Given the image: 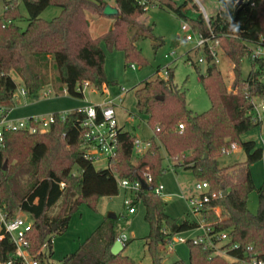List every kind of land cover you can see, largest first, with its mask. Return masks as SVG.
<instances>
[{"label":"trees","instance_id":"1","mask_svg":"<svg viewBox=\"0 0 264 264\" xmlns=\"http://www.w3.org/2000/svg\"><path fill=\"white\" fill-rule=\"evenodd\" d=\"M17 1L26 10V27L15 22L21 19ZM176 5L174 0H114L118 16L110 17L112 25L102 35L93 38L89 33L86 13L103 16L105 0H8L4 2L0 18V104L11 102L17 84L21 82L26 96L36 97L47 85H58L67 95L82 98L75 91L77 85L89 83L100 90L110 86L105 78V54L120 51L125 62L144 65L136 41H155L153 26L138 21L150 7L172 13L185 22L195 33L211 37L232 65V91L227 92L222 76L215 65H208L198 80L210 108L202 114H193L186 105L184 92L172 84V73L166 69V78L145 82L135 91L136 108L147 117L152 130L151 146L132 163V143L129 132L119 130L116 150L109 167L95 169L84 155L85 130L81 124L84 113H68L62 120L60 114L52 115L49 131L31 134L27 131H5L0 145V211L6 219L14 218L20 210L31 217L28 234L30 253L40 264H50L48 257L37 255L45 239L52 234H62L67 229L71 215L81 204L95 210L101 198L118 195L117 180L142 181L144 174L151 177L150 190L140 189L132 197L133 204L144 208V221L149 233L144 238L151 264H161L158 246L164 245L174 235L193 231L199 227L195 220L173 219L166 212V204L154 189L166 172L164 158L173 160L172 168L189 170L196 181L208 184L210 192H226L210 202L201 211V218L215 233L228 232L230 242L240 254L250 245L253 251H264V184L257 190L258 209L251 214L247 198L255 190L250 167L264 158V149L254 141H241V136L260 126L250 112L254 100L264 102V63L249 60L250 49L264 33V0H218L220 10L206 21L202 15L188 19L182 8L185 1ZM191 1V0H189ZM192 2V1H191ZM49 6L60 9L50 21L40 18ZM108 18V17H107ZM160 44H155L154 49ZM188 57V55H187ZM247 59L250 70L241 74L242 61ZM54 79H48V68ZM160 72H156V76ZM162 98V100H159ZM182 130L174 131L178 124ZM158 128V131L155 130ZM235 144L245 154V161L219 167L217 159L224 148ZM7 168L3 170V163ZM77 170V175L73 173ZM64 187L61 188L60 185ZM63 199L64 207L54 218L48 212ZM219 208L217 217L213 209ZM118 218L105 217L95 231L66 255L59 264H135L123 251L116 256L110 253L118 238ZM55 227V232H53ZM188 264H225L213 251L187 240ZM13 246L4 239L0 242V262L11 259ZM13 264H16L13 263ZM171 264H185L176 260Z\"/></svg>","mask_w":264,"mask_h":264},{"label":"rangeland","instance_id":"2","mask_svg":"<svg viewBox=\"0 0 264 264\" xmlns=\"http://www.w3.org/2000/svg\"><path fill=\"white\" fill-rule=\"evenodd\" d=\"M0 0V18L4 11V2ZM192 1V2H191ZM187 0L182 12L188 19L196 20L199 15L206 20L214 17L220 10L218 0ZM108 5L114 0H105ZM176 5L182 4V0H174ZM18 11L21 19L15 24L24 29L26 27V10L21 1H17ZM59 8L54 6L47 7L40 15L45 21H50L58 16ZM86 19L89 22V33L91 37L96 38L106 32L113 20L107 17H98L86 13ZM140 23L145 22L153 26V35L155 41L149 39H140L135 45L139 49L144 65L137 63L127 64L124 55L120 51H108L103 44L101 48L105 54L104 73L106 80L111 83L107 94H101V91H91V87H84L83 97L74 98L66 93L63 89L51 84L45 86L36 97L21 96L22 85L18 77L13 74L12 78L17 84L15 97L9 102L7 109L10 112L6 116L8 122H21L29 118H39L48 120L54 113L68 114L76 110L83 109L87 106H101L107 100L116 101L114 107L115 119L118 127L123 131L129 132L134 138L140 141H148L152 138V130L148 125L147 117L140 114L136 108L135 91L143 88L144 83L155 78L165 79L163 72L168 69L172 73L173 86L185 94L187 108L193 114H202L210 108V102L198 80V72L195 67L187 62V55L191 60H195L197 53L193 50V42H185L184 34L181 32L183 21L178 20L172 13L160 10L153 6L138 19ZM191 30V29H190ZM193 31L191 30L190 33ZM195 33V32H194ZM155 44H160L154 49ZM133 66V68L131 67ZM199 74H203L205 67H198ZM222 79L226 85L227 92H231L233 75L232 65L226 56H222L220 64L217 66ZM250 70V64L247 59L242 61L241 74L246 77ZM160 73L156 76V72ZM48 79H54V72L48 68ZM264 83V75L260 77ZM59 87V88H58ZM122 97L121 103L117 99ZM106 98V99H105ZM254 104L260 108L262 101L255 99ZM181 124V123H180ZM179 125V124H178ZM178 125L174 131L179 130ZM156 128V127H155ZM241 141L251 140L258 147L264 149V121L261 125L242 136ZM141 155L133 154L131 161L136 163ZM245 161V154L240 152H230L221 154L217 159L219 167L230 166L235 163ZM173 160L164 158L163 165L167 172L159 178L158 183L164 188V197L161 198L166 204L165 212L173 219H188L201 221V215L192 214L187 203V198L193 192V186L198 182L194 179L189 170L181 168L174 170ZM7 168V161L3 167ZM105 162L93 164L95 169H103ZM77 175V170L73 169ZM250 173L255 186L247 198V209L251 214H256L258 209L257 190L264 184V158L254 163L250 167ZM170 197H165V195ZM128 197L122 189L118 188V195L111 198H101L96 205L95 210L90 209L86 204H81L77 211L71 215L67 229L62 234H52L45 239V243L51 240V249L46 251L48 262L50 264H59L62 258L77 250L80 244L84 242L100 225L108 213L112 212L118 218L117 223V240H122V244H127L123 255L129 257L135 264H151L144 238L149 233V227L144 221V208L141 204L136 206L134 215H128L126 208L123 206V200ZM64 207V201L61 199L55 207L47 214L49 218H54L61 213ZM18 212V211H17ZM16 212V214H17ZM220 213V210H219ZM15 214V215H16ZM22 216L27 220L31 217L25 213ZM200 234V231H187L174 235L173 240L189 239ZM168 247H171L169 249ZM157 255L163 264H171L176 260H182L188 264V248L185 243H166L159 245Z\"/></svg>","mask_w":264,"mask_h":264},{"label":"built area","instance_id":"3","mask_svg":"<svg viewBox=\"0 0 264 264\" xmlns=\"http://www.w3.org/2000/svg\"><path fill=\"white\" fill-rule=\"evenodd\" d=\"M190 31L191 30L188 25L183 23L181 26V32L184 34L183 39L185 42H193V50L197 53L195 60H191L190 57H187V62L190 63V65L197 67L204 66L206 68L208 65H215L217 67L224 55L218 41L211 37H205L199 33H190ZM249 60L255 63H264V33H262L259 37L258 42L251 47ZM131 67L133 68V66ZM163 74L166 77V70ZM84 87H91V91L98 90L87 82L77 85L75 91L80 93L82 97ZM99 91H101V94H107L108 96V88L106 85H103ZM64 93L66 92L64 91ZM20 95H26L23 89H21ZM14 97L15 94L13 93L12 99H14ZM121 101L122 97H119L117 102L121 103ZM115 103L116 101L107 100L101 106H87L78 110L85 115L81 124L82 128L85 130V158L92 164L105 162L106 164L104 168L109 167L110 159L116 150L117 135L120 130L115 119ZM9 112L10 109H7V106L0 104V145L2 141V133L5 131L21 130L27 131L31 134H43L49 131L50 125L53 122L52 116L47 121L39 118H29L21 122H8L6 121V116ZM250 114L252 115L254 121H264V102H262L260 108L254 104ZM65 115L66 114H60L62 120ZM178 128L179 130H182L183 125L179 124ZM155 130L158 131V128L156 127ZM150 146L151 142L149 140L140 141L135 138L132 143V155H142L150 148ZM236 150L237 146L235 144H231L228 148L222 149L221 154L236 152ZM141 182L148 187L151 183L150 175L148 173L144 174L142 181H130L126 179L117 180V187L122 189L128 195V197H125L123 200V206L126 208L128 215H133L136 212V206L138 204H133L132 197L135 196L140 189H142ZM60 187L63 188L64 185L61 184ZM154 192L158 197H164V188L160 184L156 189H154ZM221 194V192H210L209 186L206 182L198 181L193 186L192 194L186 200L192 214L195 217L200 216L201 211L205 208V206L220 198ZM165 197L169 198L170 195L166 194ZM213 212L217 217L220 216L219 208H214ZM196 222L199 227L193 231H200L199 235L186 240H173V238H171L166 243H185L187 240H191L193 244L200 245L203 249L209 251L211 250L213 251V255L223 258L225 264H264V251L255 252L253 251L252 245H250L247 249L242 250L239 255H232L230 252L237 250L238 245L230 242L228 232L223 231L215 233L204 223L203 220ZM31 226L32 220L24 218L20 210H18L14 218L9 220L6 219L0 211V242L7 239L14 248L11 259L6 263L0 262V264H13L15 262L16 264H40L36 259L37 256L32 255L29 250L30 243L28 240V234L31 231ZM120 242L122 244L123 239L120 240ZM50 246L51 240H48L46 243L44 242L37 255L46 256V251L51 249ZM168 248L171 249V247Z\"/></svg>","mask_w":264,"mask_h":264},{"label":"water","instance_id":"4","mask_svg":"<svg viewBox=\"0 0 264 264\" xmlns=\"http://www.w3.org/2000/svg\"><path fill=\"white\" fill-rule=\"evenodd\" d=\"M243 2V0H238L235 4V8H237L241 3ZM103 16L104 17H116L118 16V10L116 8H113L109 5L105 6L104 10H103ZM159 100H162V98H159ZM3 170H5V164L3 167ZM141 188L144 190H150V188H148L143 182H141ZM226 192H223L221 194V196H225ZM112 218V217H110ZM53 232H55V227H53ZM123 251V245L121 244L120 240H115L111 249H110V253L113 256L119 255L121 252Z\"/></svg>","mask_w":264,"mask_h":264},{"label":"crops","instance_id":"5","mask_svg":"<svg viewBox=\"0 0 264 264\" xmlns=\"http://www.w3.org/2000/svg\"><path fill=\"white\" fill-rule=\"evenodd\" d=\"M109 6H111V7H113L114 8V2L112 3V4H110ZM142 23H145V22H143L142 21ZM146 24V23H145ZM110 27V26H109ZM12 101V100H11ZM9 104V103H8ZM8 104H6L5 106H7L8 107ZM262 123V122H261ZM261 125V124H260ZM120 129H122L121 127H119ZM244 136V135H243ZM242 137V136H241ZM244 141H251V140H244ZM241 151V149H239V148H237V150H236V153H238V152H240ZM134 215V214H133ZM107 217L108 218H110V217H112V218H114V217H116L115 216V214L114 213H112V212H110V213H108V215H107ZM161 264H163L162 262H161Z\"/></svg>","mask_w":264,"mask_h":264}]
</instances>
